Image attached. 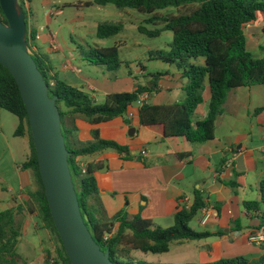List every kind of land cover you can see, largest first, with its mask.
Segmentation results:
<instances>
[{
	"label": "trees",
	"instance_id": "16d2710c",
	"mask_svg": "<svg viewBox=\"0 0 264 264\" xmlns=\"http://www.w3.org/2000/svg\"><path fill=\"white\" fill-rule=\"evenodd\" d=\"M84 5H112L118 10H132L152 16L149 22L160 26L159 29L149 31L138 28L150 38L166 31L171 32L167 48L150 51L148 56L150 60L162 61L181 71L187 81L184 87L186 97L182 102L169 105L143 102L138 109L139 124L145 127L161 126L164 138L184 137L194 144L212 140L215 122L222 114L228 93L238 87L264 85V56L255 58L247 50L245 36V27L255 22L259 15L263 16L264 22V0H91ZM167 10H174L175 13L161 15ZM0 22L6 23L1 8ZM25 23L28 44V40H35L37 32L27 26L26 17ZM122 29L123 26L118 22L99 23L96 37L109 39ZM262 33L264 35V24ZM260 49L264 51V37ZM31 56L48 86L49 97H56L61 132L65 134L64 143L69 153V171L82 219L94 242L102 251H109L111 262L130 264L126 261L134 254H165L172 244L213 236L209 232L196 231L190 227V222L207 206L206 200L196 189L189 205L177 207L171 227L161 228L140 215L129 218L122 212L108 220L98 202L100 193L97 175L103 163H81V157L94 156L107 150L117 155H126L129 149L101 139L97 129L91 131L92 140L89 143L79 145L80 142L75 138V121L82 120L97 126L122 118L129 125L127 111L141 96L153 91L160 80V72L147 74L149 82L137 84L132 92L111 93L106 95L102 103L95 104L88 94L50 76L44 68V62L33 52ZM88 59L94 65H104L110 72H117L122 67L116 46L90 49ZM204 104L205 117L194 121L198 107ZM0 109L17 119L14 136L26 137L30 148V154L22 164V169L30 177V187L27 189L30 203L27 204V210L16 208L0 212V264H17V260L28 264L16 252L22 236V225L17 217L24 218L26 215H34L50 234L53 248L44 250L45 263L52 260L53 264H70L49 212L24 105L13 78L1 65ZM188 157L189 154L178 155L180 159ZM259 190L263 197L264 180L260 182ZM244 205L246 209L257 210L260 201L245 202ZM202 264H264V253L258 259L239 256Z\"/></svg>",
	"mask_w": 264,
	"mask_h": 264
},
{
	"label": "crops",
	"instance_id": "0c3cea01",
	"mask_svg": "<svg viewBox=\"0 0 264 264\" xmlns=\"http://www.w3.org/2000/svg\"><path fill=\"white\" fill-rule=\"evenodd\" d=\"M257 20L245 27L246 48L255 58H262L263 16L259 15ZM42 32L38 40L42 45L33 44L32 51L44 62L49 75L88 94L94 103H102L111 93L134 91L137 84L149 82L150 78L146 77L149 73L161 74L153 91L143 95L144 100H139L127 111L129 125L122 118L97 126L75 121V138L80 143H89L91 131L97 129L101 139L129 149L126 155L107 150L85 161L81 159L84 165L101 161L104 166L107 162L106 170L97 175L99 196L106 212L112 215L122 212L131 217L140 215L156 225L164 223L171 227L177 207L189 205L196 189L207 206L193 219L197 230L192 229L213 236L172 244L192 254L193 262L186 263L202 264L239 256L258 259L264 253V243L257 245L250 238L264 229V199L261 200L264 194L262 197L259 190L264 180V85L238 87L228 93L222 114L215 122L212 140L194 144L184 137L164 138L161 126L139 124L138 109L143 102L156 105L182 102L186 97L187 81L181 71L162 61L148 59L158 71L148 70L142 64L132 70L122 64L117 72H110L104 65L90 63L89 52L80 51L78 55L71 49L65 52L48 28ZM205 115L204 104L198 107L193 119L201 120ZM1 135L0 212L16 208L27 210L30 177L22 164L30 154L28 140L14 136V132L10 138ZM180 154H189V157L180 159ZM251 201H260L257 210L245 208L244 203ZM205 212L209 218L202 224ZM34 217H24L28 227Z\"/></svg>",
	"mask_w": 264,
	"mask_h": 264
},
{
	"label": "water",
	"instance_id": "95a60500",
	"mask_svg": "<svg viewBox=\"0 0 264 264\" xmlns=\"http://www.w3.org/2000/svg\"><path fill=\"white\" fill-rule=\"evenodd\" d=\"M0 65L13 78L24 105L49 212L70 264H114L94 242L81 216L61 132L56 97L28 51L25 14L18 0H0ZM129 130V135L132 133ZM107 162L99 172L106 170ZM264 250V247L262 248Z\"/></svg>",
	"mask_w": 264,
	"mask_h": 264
},
{
	"label": "rangeland",
	"instance_id": "374dc122",
	"mask_svg": "<svg viewBox=\"0 0 264 264\" xmlns=\"http://www.w3.org/2000/svg\"><path fill=\"white\" fill-rule=\"evenodd\" d=\"M90 1L91 0H26V2L23 3L18 0V3L25 14L27 26L33 27L35 32L38 34L40 33V35L43 34L42 31H47L48 28V31L51 32L57 45L65 52L71 49L78 55L80 51L85 53L89 52L90 48L116 46L118 48L119 59L124 67L135 70L137 65L142 64L146 66L148 70L158 71L157 69L159 68L148 61V53L154 48L157 50L166 49L167 44L171 41V32H163L154 38L147 37L140 32L138 28L142 27L149 31L159 29L160 26L153 25L149 22L152 16H147L132 10H118L112 5H84L86 2ZM51 9L54 15L47 19ZM173 13H175L174 10H167L162 12L161 15ZM104 22H118L123 26V29L114 37L105 40L98 39L96 37L97 25ZM156 22L158 21H154V23ZM256 24L259 26L260 21L258 22L257 20ZM34 44L37 46L42 45L40 41ZM31 45L34 47L31 41L28 40V48L30 49H28V51L30 54L33 52ZM100 103L101 102L95 104ZM16 124L17 119L13 115L0 109V140H2L1 133L10 138ZM62 135L65 137L63 131ZM15 140L20 141V139L17 138ZM87 143L81 142L79 145L85 146ZM87 157L88 156L81 157V159L85 161ZM98 202L105 214V218L108 220L114 218L115 214L112 215L106 212L105 205L102 200H100V196ZM125 215L131 218L130 215ZM17 221L21 222L23 228V235L19 239L16 247L17 254L22 256L28 264H53L50 262L45 263L44 250L46 248H53V242L49 234L43 229L40 221L36 217L32 218V224L29 227L26 225L25 218L18 216ZM193 221L194 220L190 222V227L197 230ZM35 223L36 226H34ZM170 225L171 224L166 225L161 223L158 226L161 228H168ZM25 229L26 232L24 233ZM194 255L195 253H193V257ZM193 260L192 254H189V252L187 253L186 249H178L174 245H171L168 254H134L132 258L128 259L126 262L130 264H141L143 262L183 264L189 261L191 263ZM17 264H22V262L17 260Z\"/></svg>",
	"mask_w": 264,
	"mask_h": 264
},
{
	"label": "built area",
	"instance_id": "2783aa9c",
	"mask_svg": "<svg viewBox=\"0 0 264 264\" xmlns=\"http://www.w3.org/2000/svg\"><path fill=\"white\" fill-rule=\"evenodd\" d=\"M23 3L26 2V0H21ZM52 9H51V12L50 14L47 16V17H50L54 14H52ZM42 31V29H41ZM40 38V35L38 33H36L35 35V40L33 41L32 39H30L31 43L33 44V42H36L38 41ZM53 48L56 49V46L53 45ZM31 49H33V46L31 45ZM145 97L141 96L139 100L143 101ZM128 117L131 118V114H128ZM262 151L264 152V142H263V146H262ZM209 218V214L207 212H205L203 218L201 219V223L204 224ZM250 241L252 243H255L257 245H260L261 243H264V229H260L259 233L256 235V236H253L250 238ZM50 263H53V261L51 260Z\"/></svg>",
	"mask_w": 264,
	"mask_h": 264
},
{
	"label": "flooded vegetation",
	"instance_id": "af4514ba",
	"mask_svg": "<svg viewBox=\"0 0 264 264\" xmlns=\"http://www.w3.org/2000/svg\"><path fill=\"white\" fill-rule=\"evenodd\" d=\"M144 263V262H143ZM147 264H158V263H147Z\"/></svg>",
	"mask_w": 264,
	"mask_h": 264
}]
</instances>
